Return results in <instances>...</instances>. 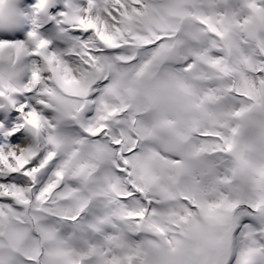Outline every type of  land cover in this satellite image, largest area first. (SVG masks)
Masks as SVG:
<instances>
[{
    "label": "snow or ice",
    "instance_id": "snow-or-ice-1",
    "mask_svg": "<svg viewBox=\"0 0 264 264\" xmlns=\"http://www.w3.org/2000/svg\"><path fill=\"white\" fill-rule=\"evenodd\" d=\"M16 2L0 264H264V0Z\"/></svg>",
    "mask_w": 264,
    "mask_h": 264
},
{
    "label": "bare ground",
    "instance_id": "bare-ground-1",
    "mask_svg": "<svg viewBox=\"0 0 264 264\" xmlns=\"http://www.w3.org/2000/svg\"><path fill=\"white\" fill-rule=\"evenodd\" d=\"M20 2L22 3L23 2V0H20ZM20 6V5H19ZM19 8H22L21 6L19 7ZM32 20H34V18H31ZM32 20H30V22H32ZM29 23V22H28ZM28 23H26V24H28ZM26 24H23L24 26L23 27H29V28H31V27H33V24H28V25H26Z\"/></svg>",
    "mask_w": 264,
    "mask_h": 264
},
{
    "label": "clouds",
    "instance_id": "clouds-1",
    "mask_svg": "<svg viewBox=\"0 0 264 264\" xmlns=\"http://www.w3.org/2000/svg\"><path fill=\"white\" fill-rule=\"evenodd\" d=\"M5 11H7V5L5 6Z\"/></svg>",
    "mask_w": 264,
    "mask_h": 264
}]
</instances>
